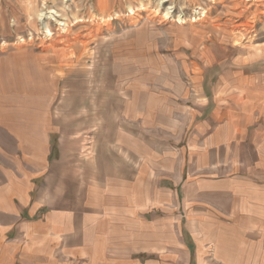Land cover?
Masks as SVG:
<instances>
[{
    "label": "rangeland",
    "instance_id": "374dc122",
    "mask_svg": "<svg viewBox=\"0 0 264 264\" xmlns=\"http://www.w3.org/2000/svg\"><path fill=\"white\" fill-rule=\"evenodd\" d=\"M21 78L22 104L32 102L22 112L13 100ZM205 104L220 116L264 109V0H0V215L12 216L0 221V264L66 258L30 241L45 208L32 220L27 212L48 184L75 192L82 173L95 175L101 157L115 156L107 134L117 132L116 118L183 107L177 133L161 130L174 146ZM90 254L98 264L145 256Z\"/></svg>",
    "mask_w": 264,
    "mask_h": 264
},
{
    "label": "crops",
    "instance_id": "0c3cea01",
    "mask_svg": "<svg viewBox=\"0 0 264 264\" xmlns=\"http://www.w3.org/2000/svg\"><path fill=\"white\" fill-rule=\"evenodd\" d=\"M19 86L21 94L13 100L18 110L28 111L32 102L22 104L27 99L22 78ZM144 108L148 115L142 118L115 119L117 132L107 134L115 156L101 157L95 175L82 173L78 193L48 184L33 201L29 220L40 208L45 211L31 223L39 227L32 228L30 241L44 242L41 252L66 257L33 264H72L77 255L79 264H98L90 253L127 257L137 250L145 253L142 264H264V109L220 116L205 104L182 125L173 146L161 130L177 133L183 107L172 106V114ZM173 155L175 164L168 161ZM30 202L28 193L22 196L24 207ZM55 202L64 207L54 209ZM73 202L79 206L73 208ZM11 218L8 211L0 215L2 223ZM139 226L143 238H136ZM151 253H158L155 259ZM120 263L130 264L115 259Z\"/></svg>",
    "mask_w": 264,
    "mask_h": 264
},
{
    "label": "bare ground",
    "instance_id": "6f19581e",
    "mask_svg": "<svg viewBox=\"0 0 264 264\" xmlns=\"http://www.w3.org/2000/svg\"><path fill=\"white\" fill-rule=\"evenodd\" d=\"M42 14V13H41ZM8 16V15H7ZM42 16V15H41ZM47 51V50H46ZM15 73V72H14ZM16 75H17V73H15ZM18 76H21V74L20 73H18Z\"/></svg>",
    "mask_w": 264,
    "mask_h": 264
}]
</instances>
